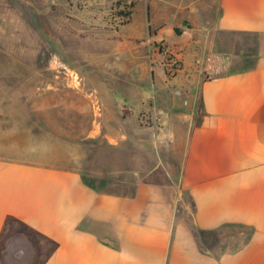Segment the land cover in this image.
<instances>
[{"label":"crops","instance_id":"0c3cea01","mask_svg":"<svg viewBox=\"0 0 264 264\" xmlns=\"http://www.w3.org/2000/svg\"><path fill=\"white\" fill-rule=\"evenodd\" d=\"M171 5L189 10L193 29L177 39L160 26L150 39L169 36L184 67L171 81L152 67L154 80L115 94L132 112L104 116L105 129L93 120L77 140L91 143L90 167L80 149L73 160L28 156L33 135L18 152L15 131L3 136L0 93V264H264V0ZM215 46L228 66L205 78L194 57ZM150 99L149 116L164 110L163 127L176 128L147 164L130 138L145 131Z\"/></svg>","mask_w":264,"mask_h":264},{"label":"rangeland","instance_id":"374dc122","mask_svg":"<svg viewBox=\"0 0 264 264\" xmlns=\"http://www.w3.org/2000/svg\"><path fill=\"white\" fill-rule=\"evenodd\" d=\"M165 2L0 0L3 136L15 131L19 136L16 138L18 152L25 155V135H33L34 152L28 156L44 161L62 155L63 151L70 159H77L80 149L83 164L90 167L91 143L86 140L77 144V140L85 136L93 120L105 129L113 122L102 121L104 116L132 112L123 105L122 97L115 94L121 95L127 82L154 80L152 67L170 81L176 78L171 68L179 64L184 67L183 58L172 51L175 43L169 36L155 42L150 39L159 32L160 26L174 25L177 39L186 37L193 29L194 20L189 17V10H178L171 5L172 0ZM200 13L207 19L208 8ZM141 24L146 25L145 33L141 38H133L131 35ZM127 39L133 42L129 43V48ZM142 41L146 42V49H150L147 58L138 56L141 52L138 48L142 47L138 43ZM210 55L226 57L218 46L202 56H195L194 62L205 78L210 75L198 61ZM226 63L228 66V60ZM187 102L188 107L190 101ZM150 106H153L152 99L147 100L143 112L145 131L141 130L142 123H133L131 128L136 131L140 126L139 137L130 138L131 145L134 143L145 153L147 164L152 163L156 152L163 153L168 148L166 145L172 140L168 127L176 128L172 120L163 127L164 110L163 114L157 110L156 118L153 115L151 118L154 112Z\"/></svg>","mask_w":264,"mask_h":264},{"label":"built area","instance_id":"2783aa9c","mask_svg":"<svg viewBox=\"0 0 264 264\" xmlns=\"http://www.w3.org/2000/svg\"><path fill=\"white\" fill-rule=\"evenodd\" d=\"M227 58L222 57L221 55H210L205 58H202L201 61L198 62L202 63L204 71L208 75H218L225 70V67L227 66ZM209 76V77H210Z\"/></svg>","mask_w":264,"mask_h":264},{"label":"flooded vegetation","instance_id":"af4514ba","mask_svg":"<svg viewBox=\"0 0 264 264\" xmlns=\"http://www.w3.org/2000/svg\"><path fill=\"white\" fill-rule=\"evenodd\" d=\"M177 64V63H176ZM170 65V64H169ZM172 70H170V71H173V72H176L178 69H181V65L179 64V65H174L172 68H171Z\"/></svg>","mask_w":264,"mask_h":264}]
</instances>
